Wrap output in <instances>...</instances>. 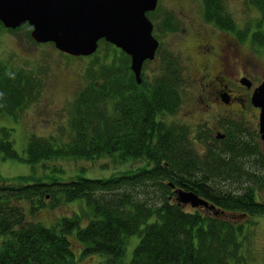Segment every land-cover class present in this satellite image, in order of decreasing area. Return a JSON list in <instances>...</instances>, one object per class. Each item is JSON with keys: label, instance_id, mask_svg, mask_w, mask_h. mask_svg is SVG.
<instances>
[{"label": "trees", "instance_id": "16d2710c", "mask_svg": "<svg viewBox=\"0 0 264 264\" xmlns=\"http://www.w3.org/2000/svg\"><path fill=\"white\" fill-rule=\"evenodd\" d=\"M223 1L202 0L204 21L241 42L264 46V0H246L263 17L255 29H239ZM157 13L158 8L146 14L156 39L179 31L170 14L156 19ZM19 30L30 37L28 26ZM88 60L85 86L69 106L71 140L56 145L50 137L31 136L20 160L10 131L0 129V154L31 170L61 159L141 166L116 170L107 179L75 176L66 183L37 184L30 175L0 180V264H75L69 244L73 234L81 255L99 257L98 264H246L239 253L245 228L235 222L264 218V202L257 196L264 189V153L253 135L233 126L228 145H208L199 156L189 128L165 122L178 111L186 80L180 60L160 44L152 62L158 72L148 82L143 71L151 63H145L139 85L129 57L103 41ZM42 86L32 71L0 64V115L17 120L38 102ZM176 190L205 199L215 213L187 210L175 201ZM47 194L56 205L80 202L85 209L45 228L26 222L23 206L13 204L25 202L33 213ZM133 237L138 242L126 262Z\"/></svg>", "mask_w": 264, "mask_h": 264}, {"label": "rangeland", "instance_id": "374dc122", "mask_svg": "<svg viewBox=\"0 0 264 264\" xmlns=\"http://www.w3.org/2000/svg\"><path fill=\"white\" fill-rule=\"evenodd\" d=\"M224 8L239 29H255L263 17L260 11L247 3L246 0H224ZM158 13L156 19H163L170 14L179 26L176 34H167L157 37L162 50L173 53L181 62L183 74L186 80L182 94V103L174 116L166 117V123L184 125L190 130L189 141L194 150L201 156L208 145L210 133L219 129L224 123L232 126H244L242 118L246 110L251 106L245 102L241 109L235 103L231 107H223L209 101H203L211 108L200 104L204 99L200 82L201 55L192 51L199 41L200 36L209 37L212 43L220 46L221 42L228 39L235 42V35L223 32L211 24H207L203 18L202 0H158ZM261 31L264 32V22ZM228 35V36H227ZM237 49L241 57L246 60L254 70V85H258L264 75V47L244 42ZM254 49V51H253ZM0 64L15 70H30L39 77L43 83L41 96L38 102L32 104L21 113L17 120L0 115V129L10 131V142L13 150L20 160L24 159V149L27 140L31 136L39 138H51L56 145H64L71 140L69 122V106L78 93L85 86V72L88 68V58H71L58 53L51 45H36L27 35L25 30H17L13 33L0 30ZM215 71V65L210 72ZM158 72L157 63H151L143 71L145 79H150ZM239 74L224 76V84L230 90H237L232 82ZM239 90V89H238ZM242 92V91H241ZM249 96L246 91L242 92ZM242 107V106H241ZM194 110V111H193ZM259 147L264 153V143L259 142ZM140 163L114 165L109 159L97 161L61 159L37 165L34 170L23 162L3 159L0 154V180L13 181L20 177L32 176L36 183L70 181L75 176L84 179H107L115 171H132L140 167ZM46 176L50 178H46ZM47 194L42 202L35 205L36 210L31 213V208L25 202H14L18 207L24 208L26 222L39 223L43 227L54 225L62 218H70L85 209L83 203L57 204ZM260 202H264V189L257 193ZM188 209V208H187ZM255 224H252V223ZM244 218L236 220L237 225L243 226L244 232L241 241L240 256L246 264H264V218H256L254 221ZM0 237V245L2 242ZM138 239L133 237L125 251V261L131 259L132 252ZM69 244L73 253L75 264H98L100 258L95 255H81L80 244L73 234L69 237ZM80 245V246H79Z\"/></svg>", "mask_w": 264, "mask_h": 264}, {"label": "water", "instance_id": "95a60500", "mask_svg": "<svg viewBox=\"0 0 264 264\" xmlns=\"http://www.w3.org/2000/svg\"><path fill=\"white\" fill-rule=\"evenodd\" d=\"M158 0H0V24L15 31L25 25L36 44H52L61 54L79 58L95 54L104 41L130 58V70L141 84L143 64L152 61L158 49L153 26L146 14ZM249 87L248 83L242 82ZM259 108V134L264 141V81L251 97ZM177 202L191 208H208L193 193L176 192Z\"/></svg>", "mask_w": 264, "mask_h": 264}, {"label": "flooded vegetation", "instance_id": "af4514ba", "mask_svg": "<svg viewBox=\"0 0 264 264\" xmlns=\"http://www.w3.org/2000/svg\"><path fill=\"white\" fill-rule=\"evenodd\" d=\"M228 36V35H227ZM225 38L220 44L216 46L212 43L209 37L200 36L198 43L192 50L197 55H201V65L199 64V70L201 72L200 82L202 85V91L204 93V99H200V104L203 101H209L211 104L218 103L223 107H231L235 103L236 106L243 109L246 104H249L250 96L264 80V75L260 79L259 84L254 85V70L251 68L246 60H244L238 49V45H242L241 42L234 41ZM244 44V43H243ZM254 51V49H253ZM215 65V71L210 72L212 66ZM252 73V75H251ZM239 74V77L235 79L232 84L237 90H230L224 84V76H230ZM242 82H247L249 87L242 86ZM239 89V90H238ZM246 91L249 96L243 94ZM207 109L210 107L208 104H203ZM242 106V107H241ZM246 108V107H245ZM211 109V108H210ZM245 116L242 118L243 128L249 131L254 138L259 140L258 136V110L251 107L247 108ZM194 111V110H193ZM219 129H214L210 133V141L213 146H223L229 144L231 137L232 125L224 123L219 126ZM230 138V139H228Z\"/></svg>", "mask_w": 264, "mask_h": 264}]
</instances>
